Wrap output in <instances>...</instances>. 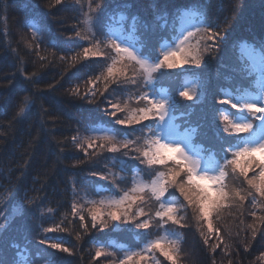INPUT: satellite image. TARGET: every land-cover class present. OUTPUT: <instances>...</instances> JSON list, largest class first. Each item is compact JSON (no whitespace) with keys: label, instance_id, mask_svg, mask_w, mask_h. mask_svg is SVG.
<instances>
[{"label":"trees","instance_id":"trees-1","mask_svg":"<svg viewBox=\"0 0 264 264\" xmlns=\"http://www.w3.org/2000/svg\"><path fill=\"white\" fill-rule=\"evenodd\" d=\"M185 13L196 20L187 67L165 66L149 81L138 65L125 61L126 77L104 79L115 56L113 27L131 35L141 54L157 64L163 43L179 37ZM201 25L218 26L223 41L199 39ZM213 43L218 47L205 52ZM244 45L264 56V0H0V264H121L128 252L165 231L178 241L176 264H264V196L229 163L252 131L236 133L223 119L227 115L235 123L242 115L253 123L251 130L261 120L238 101L261 91ZM85 47L96 55L84 57ZM187 78L194 83L190 101L180 96ZM160 90L169 97L180 131L192 135L204 158H215L225 169L229 196L213 209L214 234L207 243L196 195L189 205L171 186L167 195L176 198L175 223L155 215L161 210L150 192V200L132 207L136 219L128 227L114 230L111 221L91 226L94 204L88 199L120 198L132 192L138 174L151 181L174 166L142 163L158 117L140 125L116 123L145 103L141 95L159 96ZM127 141L135 143L126 149ZM109 142L120 149L110 151ZM258 173L249 172V178ZM181 180L186 183V175ZM237 191L244 201L234 197ZM142 221L150 227H137ZM53 243L68 251L52 248ZM98 251L105 255L97 258ZM158 260L172 264L161 254Z\"/></svg>","mask_w":264,"mask_h":264},{"label":"snow or ice","instance_id":"snow-or-ice-1","mask_svg":"<svg viewBox=\"0 0 264 264\" xmlns=\"http://www.w3.org/2000/svg\"><path fill=\"white\" fill-rule=\"evenodd\" d=\"M59 3L60 0H57ZM90 19L86 21V23H90ZM197 30L199 32V39L205 41H215L216 38L223 41V36L221 35L218 26L213 28L212 25L208 26H197ZM79 35V32L77 33ZM194 33L191 30H187L186 34L181 37H175L179 41L177 47L173 50H169L164 52L162 60H160L157 64L153 65L148 63V60L139 53V50H133L130 47L117 44L115 41L111 42V47L114 49L115 56L110 57L112 60L111 66L107 68V75L104 79L115 78L117 74L120 76H127L125 68L127 64L125 61L133 62L134 66L138 65L144 73L148 74V79L150 81L151 74L158 69L164 68L167 66L169 69L182 67L184 64L189 63V57L191 56V51L187 47V44L190 42V38L194 37ZM96 46L95 44L93 45ZM216 47H218L217 43L208 44L205 47V52L213 51ZM249 55L254 60L257 61L261 66H264V56L256 55L255 50L253 48H249ZM93 52L92 48L85 47L83 50L84 57H88L89 54ZM192 59H196L192 57ZM200 63L199 60H196V65L198 66ZM135 83L136 81H131ZM257 86L261 89L260 99L264 101V77L258 82ZM180 96L185 98L186 100H192L193 95L188 91H181ZM140 101H145L141 106L138 107L137 111L133 112L126 119H117L116 123L124 126H131L132 124L140 125L143 122L155 120L157 117L160 122L165 121V116L167 114L166 108L167 104L165 101L154 100L148 97L147 93H144L139 97ZM221 104H230L231 108L236 109L237 104L229 99H221L219 101ZM114 108L120 109V105L114 104ZM242 109H247L249 113L254 114L255 116H259L260 113H264V106L257 107L255 100H244L242 101ZM23 111V109L21 110ZM223 119L231 124V128L236 133H248L253 128L252 122H237L232 123L229 121V117L224 115ZM264 119V118H261ZM224 131H229L228 127H225ZM172 136V132L167 128L158 127V134L155 135V138H150L149 143L150 147L146 150H143L142 156L146 159L147 164L149 165H160L167 166L171 161L172 165L169 167V171L166 173L164 171H159V178L156 181L152 182L151 192L155 196L157 201H162V198L165 196L168 191L169 186L173 188H178L180 195L184 198V200L188 201L189 205L193 203L192 195L190 193H195L198 197L199 203V213L200 219L207 226V235L205 238V243L208 242V236L214 234L213 222L211 219V212L213 211V205L218 203V201L213 200L212 195L210 194L211 189L208 187L209 182L217 183L223 180L224 173L221 172L219 176H208L201 175L199 176V180H197V171H196V162L190 160L189 157L185 155L182 148L170 137ZM105 139H108L107 137ZM135 143V141H127L123 144L124 148H129L131 144ZM92 145L89 144V147ZM112 152L118 151L116 147H112L110 149ZM132 151L139 152V148H134ZM127 154V153H125ZM174 154H178L174 155ZM258 154L264 156V142H261L255 146H245L240 150H237L233 154V158L229 161L233 170L238 169L240 176L247 181V184L255 189L261 196H264V158H262L259 162L253 157ZM138 158V157H137ZM242 161L245 163L242 164ZM259 169V173L254 178H249V172H255ZM182 175H186L187 181L186 183L181 180ZM144 188H134L133 192H144ZM219 197L221 199L227 198L229 193L224 191L223 186L217 189ZM234 197H239L240 201L245 200V196L241 194V192L237 191L234 193ZM137 200H142V197L137 195L125 194L122 199L115 201L110 207L113 209L109 215L113 221H117L121 219V215L124 216L125 220L129 219V215L127 213V209H131L133 205L136 204ZM125 205L127 208L125 209ZM125 209L122 213L121 210ZM161 211H157L155 215L159 217L161 220L167 218L168 220L176 222L174 213L176 209L172 206H165L163 202L160 203ZM99 209H93L91 212V226L93 228L96 227V221L98 219ZM141 216L145 215L143 211L140 213ZM79 220L83 222L85 217L80 215ZM137 227L141 229H147L150 227L148 222L142 221L137 224ZM85 230H87L88 225L84 224ZM53 229H49L52 231ZM215 234L218 236V230H215ZM256 236V231L253 230L252 238L254 239ZM43 242V241H42ZM52 248H58L60 251L67 252L68 249L64 248L59 243H53L50 245ZM219 247V244L216 245ZM151 248L159 250L162 255H164L167 259L172 261V264H176L174 256L171 254L175 251L171 244H163L161 241L156 240ZM96 257L99 258L102 255H105L103 252H96ZM136 257H139V260H147L148 257L141 255L139 253L129 255L121 264H133V261Z\"/></svg>","mask_w":264,"mask_h":264},{"label":"rangeland","instance_id":"rangeland-1","mask_svg":"<svg viewBox=\"0 0 264 264\" xmlns=\"http://www.w3.org/2000/svg\"><path fill=\"white\" fill-rule=\"evenodd\" d=\"M193 13H185L183 15V17L181 18L180 22H179V32L180 35L179 37L182 38L183 35L186 34L187 30H191L193 31V33L196 31V20L194 19L195 17L193 16ZM112 37L114 38V40L117 42V44H123L126 45L128 47H130L133 50H139V53L141 54V48L137 47L136 45H134V38L131 35H125L123 34V31L120 27H113L112 29ZM179 41L176 39L174 44L166 41L163 43V54L166 51L169 50H173L177 47ZM192 38H190V42L187 44V47L190 49H192ZM247 45H244V49L245 52L249 55V51H248ZM256 55H261L257 52H255ZM142 55V54H141ZM192 55V53H191ZM143 56V55H142ZM146 58V57H145ZM148 60V63L155 65L156 63L151 61L150 59L146 58ZM251 61L253 62L254 66L257 68L258 73H259V81L261 80L262 77H264V66H261L257 61H254L251 57H250ZM190 63V62H189ZM188 63V64H189ZM188 64H184L182 67H178V68H173L174 70H183V68L187 67ZM143 74H145L143 71H141ZM186 84H187V91L190 94H193L194 90V83L191 79L187 78L186 79ZM261 90V89H260ZM160 95L157 96L155 94H153L151 96L152 99L160 101L163 100L166 102L167 104V108H166V116H165V121L162 123L158 121L156 123V132L155 135L158 134V127H164L167 126V128L172 132V136L170 137V139H172L173 141H175L183 150V152L185 153V155L187 157L190 158V160L195 161L196 162V171L198 173L197 175V180H199V176L201 175H208V176H219L221 174V172L224 173V177L222 181H219L217 183H213V182H209L208 187L211 189L210 194L213 197V200L218 201V203L213 205V209L224 202L225 198L221 199L219 197V194L217 192V189L221 186H223L224 184V179L226 177V173H225V169L224 166L215 158L213 157H207L204 158L205 156L203 155L202 149L199 147L194 146V144L192 143V135L189 132H181L180 129L178 128L176 122H175V118L172 116L171 112H170V104H169V97L166 93L165 90H160ZM260 94L257 95H248L245 96L243 98H239V103L242 106V101L244 100H255L256 102V106L257 107H261L264 106V101H262L260 99ZM261 118H264V113H260ZM250 120H248L246 117H243L242 115H239L238 119L235 121V123L237 122H249ZM252 133L249 136V138L246 139L243 147L245 146H255L260 144L261 142H264V119L260 120L259 126H257V128L255 130H251ZM155 137V136H154ZM109 149H111L112 147H116L118 150L120 149V146L117 143L114 142H109L108 145ZM243 147H240V149H242ZM238 149V150H240ZM177 155L178 154H174ZM257 158L259 160H261L262 158H264V156L258 154ZM171 162V161H170ZM142 163L144 164L145 167H150L151 165L147 164L146 159L144 158L142 160ZM159 177L148 181L142 174H138L136 177V181L134 183V188H144L145 191L144 192H132L131 193H127L130 195H137L142 197V200H137V204L133 205V207L139 205L140 203H142L143 200H150L149 196H147L148 193L151 192V186H152V182L156 181ZM133 188V189H134ZM126 189V188H124ZM173 191V190H172ZM225 191V190H224ZM152 193V192H151ZM150 193V194H151ZM80 194V193H79ZM195 193H190V195H192ZM154 196V195H153ZM171 195H167V192L165 194V196L162 198V201H154L155 206L159 204V208H160V203L163 202L165 204V206H172L176 209L175 213L173 214L174 217L176 218V214H177V204H176V198L174 197H170ZM155 197V196H154ZM197 197V196H196ZM122 197L120 198H110L108 200H104V201H99L98 203L95 202L94 200L88 199L90 202H92V207L90 208L91 211L93 209H99V214H98V219L97 222H101V221H111L114 222V225L112 226V229L114 230H119L122 229L124 226L128 227L127 225H129L130 223H133V221H135L136 219V214L133 210V208L131 209H127V213L129 215V219L125 220L124 216L121 215V219L117 220V221H113L109 215V213L113 210L110 205H112L115 201H118L120 199H122ZM146 198V199H145ZM81 199L80 197L77 198V200ZM198 204L200 203L198 197ZM104 205V206H103ZM127 208V206L125 205V209ZM125 209H122L121 212L123 213L125 211ZM161 210V209H160ZM213 212V211H212ZM211 212V214H212ZM159 241H161V243L163 244H171L173 246V248L175 249L174 252H172L171 254L174 256V258L176 259L177 256H175V253L177 252L178 249V241L177 239L174 237V235L171 234L170 231H165L164 233L161 234V236L157 239ZM156 241V240H155ZM154 241V242H155ZM154 242H149L148 244L144 245L143 248L141 250L138 251H130L128 252V254L126 256H124V258L121 259L120 263L123 261V259H125L127 256L129 255H133L136 253H139L141 255L147 256L148 259L147 260H139V257H136L134 259V263L135 264H145V263H149L151 262L152 264H159V260H158V254L162 253L157 250V249H153L151 248V245Z\"/></svg>","mask_w":264,"mask_h":264}]
</instances>
